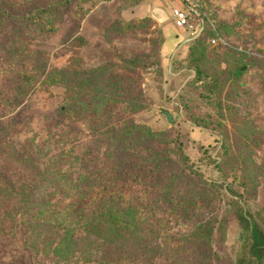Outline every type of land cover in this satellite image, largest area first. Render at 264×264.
<instances>
[{
    "label": "rangeland",
    "instance_id": "rangeland-1",
    "mask_svg": "<svg viewBox=\"0 0 264 264\" xmlns=\"http://www.w3.org/2000/svg\"><path fill=\"white\" fill-rule=\"evenodd\" d=\"M199 2L224 41L213 46L205 40L202 59L206 71L221 75L220 119L225 131L219 135L183 119V103L198 112L206 109L189 86L194 72L187 61V46L197 35V21L189 22L192 28L173 25V10L180 7L177 0H0V42L5 43L0 50V122L11 130L18 150L32 153L39 147L36 158L54 154L59 144L72 152L91 151L95 145L92 130L102 132L108 123L122 119L129 120V125L165 132L172 138L178 136L183 148L197 143L205 148L226 143L227 160L215 166L201 165L209 182L196 179V191L190 192L193 197L188 200L179 176L187 164L175 143L160 145L177 165L170 175L161 178L166 186L171 185L166 192L179 190L171 203L168 197L166 201L158 197L161 191L146 195L134 185L116 190L125 191L135 214L145 213L146 227L156 224L161 232L159 238L165 242L152 264L234 262V235H229L228 223L224 224L223 236L220 232L209 235L207 224L215 215L226 218L233 212L229 197L210 181L233 190L264 230V0ZM23 32L30 35L31 44L23 49L25 55H33L30 63L18 59L17 52L10 53L13 45L16 51L21 50L17 39ZM168 35L171 39L167 44ZM41 57L48 75L29 70L42 64ZM140 58L145 60L144 67L135 73L130 71L131 63L141 62ZM100 65L111 68L104 81L107 85L101 83L102 88L95 87L83 95L88 97L86 109L99 112V103L103 105L108 98L95 99L93 95L101 96L103 90L113 95L120 88L125 95L119 96L130 98L133 105L126 110L120 105L114 107V114L110 112L105 122H94L90 117L76 122L69 110L61 121L58 108L66 102L62 90L48 80L51 72L74 74ZM119 80L120 86L115 83ZM164 112L171 114L170 122ZM185 173L190 175L188 170ZM168 233L174 235L172 245L166 244L170 241L165 237ZM27 235L26 225L19 219L13 222L10 232L0 231V264H100L83 263L80 258L56 260L50 251L31 250L29 241H25ZM142 256L130 257L129 264H147Z\"/></svg>",
    "mask_w": 264,
    "mask_h": 264
},
{
    "label": "trees",
    "instance_id": "trees-1",
    "mask_svg": "<svg viewBox=\"0 0 264 264\" xmlns=\"http://www.w3.org/2000/svg\"><path fill=\"white\" fill-rule=\"evenodd\" d=\"M215 31L216 34L208 25L187 46V61L194 72L189 86L206 110L198 112L192 105L183 103L182 113L184 121L219 135L225 131L220 119L221 75L210 74L202 65L204 42L207 40L209 44V38L217 35V29ZM217 36L221 37L219 34ZM29 38L28 32L20 34L17 43L22 45L21 50L16 51L13 45L10 52H17L18 59L24 63H30L33 57L31 52L30 55H25L23 51L31 44ZM4 44L0 42V50ZM41 59L40 66H32L29 70L48 75L46 62L44 63L43 57ZM142 61L134 60L128 69L135 73L136 69L144 67L145 60ZM107 71L110 72L111 68L100 65L81 69L74 74L51 72L48 80L62 90L60 92L66 102V105L62 104L58 108L57 116L61 121L64 113L69 110L76 122L82 117H90L94 122H105L110 112L114 114V107L120 105L126 110L128 105H133L134 101L130 98L122 99L123 96H119V93L125 95L120 88L113 95L106 90H103L101 96L93 95L95 99L108 98L103 105L99 103V112L90 110L92 108L86 109L84 103L88 105V97L83 95L93 91L95 87H101V83L107 80ZM121 81L115 83L120 86ZM56 86L53 88L57 89ZM127 90L125 87V91ZM129 122L122 119L115 124L108 123L102 132L92 130L90 135L95 137V145L91 151L72 152L64 150L59 144L54 154L42 158L35 157L39 147L32 153L18 150L11 139V130L6 123L0 122V231L10 232L13 222L19 219L26 225L28 235L25 241H29L30 249L50 251L56 260L80 258L83 263L99 261L100 264H129L130 257L143 255L142 260L152 264V259L159 255L161 245L165 242H161L159 238L161 232L156 224L146 227L145 213L138 211L135 214L125 191L116 190L134 185L146 195L151 191L157 195L161 191L158 197L165 201L168 197L167 201L171 203L172 197L180 194L179 190L173 194L166 192L165 189L171 185L166 186L161 178L170 175L177 165L160 145L175 143L183 163L187 164L186 170L190 172V175L185 173L186 170L179 172L185 188L184 195H189L188 200L193 197L190 192L196 191V179L208 181L200 170L201 165L204 163L215 166L218 162L227 160L229 149L224 142L210 148H205L200 143L183 148L178 136L172 138L165 132H154L148 128L129 125ZM61 126L63 129L64 125ZM99 159L102 160L100 163ZM148 182L150 186L147 185ZM210 183L222 188L233 208L228 217L219 218L215 215L214 222L206 223L207 228H210V237L219 232L223 236L224 224L228 223L229 235H234L233 251L236 252L232 264H262L264 230L244 209L242 200L233 190L221 183ZM165 237L170 239L166 244L172 245L174 235L168 233Z\"/></svg>",
    "mask_w": 264,
    "mask_h": 264
},
{
    "label": "built area",
    "instance_id": "built-area-1",
    "mask_svg": "<svg viewBox=\"0 0 264 264\" xmlns=\"http://www.w3.org/2000/svg\"><path fill=\"white\" fill-rule=\"evenodd\" d=\"M177 1L180 7L174 9L171 16L173 25L176 28L178 29H184L187 27L192 28L191 25H189V22H191V20L194 19L195 21H197V35L195 37L199 36L205 30L207 24L216 34L214 26L201 10L199 0H177ZM205 22L207 24H205ZM220 42L224 43L222 38L218 37L217 35L209 38V43L213 46H216Z\"/></svg>",
    "mask_w": 264,
    "mask_h": 264
},
{
    "label": "water",
    "instance_id": "water-1",
    "mask_svg": "<svg viewBox=\"0 0 264 264\" xmlns=\"http://www.w3.org/2000/svg\"><path fill=\"white\" fill-rule=\"evenodd\" d=\"M164 113H165V115H166L167 122H170V121H171V119H172V116H171V114H170V113H168V112H164Z\"/></svg>",
    "mask_w": 264,
    "mask_h": 264
},
{
    "label": "crops",
    "instance_id": "crops-1",
    "mask_svg": "<svg viewBox=\"0 0 264 264\" xmlns=\"http://www.w3.org/2000/svg\"><path fill=\"white\" fill-rule=\"evenodd\" d=\"M161 17H162V15H161ZM170 39H171V36L170 35H168L167 36V41H166V43L168 44L169 43V41H170ZM174 39V38H173ZM181 44L183 43V42H180ZM180 43L178 44V45H180ZM176 46V45H175ZM176 47H178V46H176ZM175 47V48H176ZM175 51V50H174Z\"/></svg>",
    "mask_w": 264,
    "mask_h": 264
}]
</instances>
